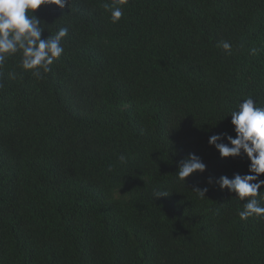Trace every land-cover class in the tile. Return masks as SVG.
<instances>
[{"label": "trees", "instance_id": "16d2710c", "mask_svg": "<svg viewBox=\"0 0 264 264\" xmlns=\"http://www.w3.org/2000/svg\"><path fill=\"white\" fill-rule=\"evenodd\" d=\"M105 3L36 10L42 38L68 29L50 72L0 66V264H264V219L215 183L250 160L208 142L264 107V0Z\"/></svg>", "mask_w": 264, "mask_h": 264}, {"label": "clouds", "instance_id": "9594fccd", "mask_svg": "<svg viewBox=\"0 0 264 264\" xmlns=\"http://www.w3.org/2000/svg\"><path fill=\"white\" fill-rule=\"evenodd\" d=\"M128 0H113L105 3L104 8L110 10L111 20L118 23L123 16V5ZM42 5H56L61 9L69 6V0H0V66L9 56L20 52L22 66L25 70H33V75L40 77L41 73L51 71V65L58 60L63 52L62 41L68 34L67 28H60L49 38H42L44 28L40 19L34 14ZM223 50L231 54L232 46L227 41L220 45ZM232 124L236 132L233 138L227 134H216L209 137V144L214 146L222 158H235L246 155L250 160L249 174H235L234 178L220 176L218 183L222 190L227 189L235 193L236 197L244 201L240 218L258 217L264 219V206L258 197L264 180V107L257 106L254 99L249 97L242 100L237 110L230 113ZM227 139L228 143L220 142ZM124 159L123 156L120 157ZM207 166L196 154H190L180 163L177 173L181 180H185L194 173H204ZM209 183H213L209 178ZM205 196L207 189L198 190ZM166 195L158 192L157 196Z\"/></svg>", "mask_w": 264, "mask_h": 264}]
</instances>
